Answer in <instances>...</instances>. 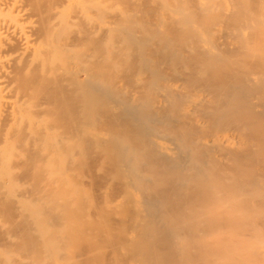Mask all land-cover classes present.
<instances>
[{"label":"rangeland","instance_id":"rangeland-1","mask_svg":"<svg viewBox=\"0 0 264 264\" xmlns=\"http://www.w3.org/2000/svg\"><path fill=\"white\" fill-rule=\"evenodd\" d=\"M120 2L108 33L72 24V87L44 95L72 147L28 154L33 213L4 203L0 264H264V27Z\"/></svg>","mask_w":264,"mask_h":264},{"label":"bare ground","instance_id":"bare-ground-1","mask_svg":"<svg viewBox=\"0 0 264 264\" xmlns=\"http://www.w3.org/2000/svg\"><path fill=\"white\" fill-rule=\"evenodd\" d=\"M150 1L157 3L158 9L155 7V10L158 11L156 12L158 20L156 19V23L159 26L176 22L174 17L177 12L168 4L171 0ZM236 1L238 0H194V3L200 12L201 10L205 12L212 10L213 13L215 10L219 14L221 11L222 20L228 18L235 10H240L243 15L241 17L244 19H240L243 26L238 27H250V25L264 27V0H241L243 4L240 8H237ZM128 8L130 7L122 4L120 0H0L1 234L3 231L4 233L9 231V226L12 225L9 224L4 214L5 206L8 205L7 201H9V206L12 203L16 205V208L18 207L19 212H17L20 213L18 215L23 216L24 219L33 213L25 203L31 189L30 184L29 182L20 184V180L24 178L28 154L32 157V154L42 155L43 160H47L55 156L65 142H68L67 145L70 144L68 147H72V139L61 140L60 137L64 136L62 134L64 132L49 126L47 113L53 104L49 98L44 97L47 90L54 89L55 91L60 87L65 89L64 86L69 87L68 90H70L72 87V65L70 63L72 24L77 25L80 21L84 22L85 25H83L89 27L87 29L91 36L98 32L108 33L110 23L124 18L129 12ZM178 14L179 17L184 15ZM177 20H179L178 17ZM189 21L192 24L195 23L193 18ZM213 27H224V25L220 21L219 25L214 24ZM79 39L83 41L85 36ZM56 144L60 145V148ZM51 163L52 160L49 164ZM62 177L57 173V177H52L50 180H53L54 185L58 187ZM5 202L7 205L4 204ZM97 254L100 253L97 252Z\"/></svg>","mask_w":264,"mask_h":264}]
</instances>
